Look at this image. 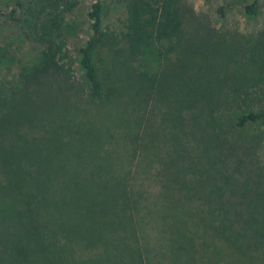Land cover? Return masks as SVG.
<instances>
[{"label":"trees","instance_id":"16d2710c","mask_svg":"<svg viewBox=\"0 0 264 264\" xmlns=\"http://www.w3.org/2000/svg\"><path fill=\"white\" fill-rule=\"evenodd\" d=\"M82 1L0 0V75L15 73L0 80V264H180L194 251L264 264V26L212 39L187 32L181 0H87L81 21ZM111 5L119 27L104 22ZM236 7L264 14V0H225L221 20ZM52 138L76 178L19 172L21 151ZM76 197L92 203L79 221Z\"/></svg>","mask_w":264,"mask_h":264},{"label":"rangeland","instance_id":"374dc122","mask_svg":"<svg viewBox=\"0 0 264 264\" xmlns=\"http://www.w3.org/2000/svg\"><path fill=\"white\" fill-rule=\"evenodd\" d=\"M5 1V0H1ZM225 2V0H181V6L183 11L185 12V22L187 25V32L192 33L196 30H201L203 33H209L210 36H207L209 38L214 39V34L212 32V28L216 29L219 28L221 25L224 27V29L231 28L235 33H237V36L241 39L242 42L249 40V32H253L255 29H258L261 26H264V14L257 18V20H250L245 18L238 10V8H234L230 10V13L228 15V18L226 21L221 20V16L218 13V8ZM112 8L110 11L106 14L104 22L105 24H109L114 27H119V18L125 17L126 12L124 10V7L118 5H111ZM88 7V1L83 0L80 2V4L77 6L75 15L79 17V19L82 21L86 14V9ZM80 27L73 31V35L70 38V52L72 58L75 60V72H76V79H82L81 74L82 71L79 68L78 65V50L79 48L84 45L85 41L89 37L90 31L88 28V25L82 24L79 25ZM234 33V34H235ZM21 51L25 53L26 55H29L31 53V49L29 46L24 45L21 48ZM22 53V54H23ZM149 70V68H148ZM151 71H155V68H152ZM15 73L13 71L11 73H8V71H4L0 75V80L4 79L5 81H9L10 84L12 83V78ZM255 82V81H254ZM263 83V81H260ZM165 88V87H164ZM163 88V90H164ZM169 91V88L166 87ZM47 128L44 126L42 131H47ZM251 134V132L249 133ZM55 140L48 139L47 145H41V149H47L49 151L46 152H36L32 153L31 148L30 152L27 150L21 151V157L23 166L19 169V172H24V165H28L29 169L31 170L32 176L37 179L38 181L42 182H59V181H69L74 178H76V174L74 169L71 167L72 165L68 163V160L65 159L64 156L57 154L53 152V146H54ZM262 148H257L258 152H261ZM264 156V154H263ZM55 202L51 203L49 205V211L51 213H55L56 209L54 206ZM86 204H92L89 201L83 200V198L76 197L73 199L71 204L69 205V209L73 211L74 219L77 218L79 221L85 210ZM5 205V208H4ZM7 204L5 203V200L0 198V218H7V213L4 212L7 208ZM61 211V208H60ZM8 219V218H7ZM4 219L5 222L10 221ZM1 225V222H0ZM5 225L8 227L9 225L5 223ZM92 230V228L88 231V233ZM0 245H3L0 243ZM5 246H2L4 249ZM177 254V253H176ZM196 258V260L194 259ZM173 260V256L170 255L169 257L165 256V258H162L164 263H168L170 259ZM203 257L200 256V252H193L192 254H189L188 256L183 254L181 255V261L185 260L184 262H179L180 264H187V261L195 262V264H204V261L202 260ZM30 258H28L27 264H31L29 262ZM170 260V261H171ZM220 264H225L227 262V259H222L218 261ZM174 264V263H171Z\"/></svg>","mask_w":264,"mask_h":264}]
</instances>
